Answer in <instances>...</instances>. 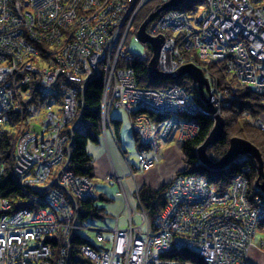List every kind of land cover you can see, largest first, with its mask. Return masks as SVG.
<instances>
[{
	"label": "built area",
	"instance_id": "built-area-1",
	"mask_svg": "<svg viewBox=\"0 0 264 264\" xmlns=\"http://www.w3.org/2000/svg\"><path fill=\"white\" fill-rule=\"evenodd\" d=\"M147 1L0 0V123L15 104L19 84L34 74L41 81L46 112L43 126L25 130L23 120L18 126L12 171L21 185L52 183L38 198L43 202L38 208L11 211L12 203L0 195V264H70L77 234L86 240L82 264H195L168 257L170 247L191 250L205 264H248L264 218V191L250 181L248 173L257 164L248 155L230 162L249 159L225 192L211 189L203 175H173L166 204L153 223L137 190L132 198L125 196L122 179L111 176L124 194V210L115 224L100 227L80 220L79 203L95 198V188L90 177L69 170L68 162L89 77L103 75L102 141L112 129L115 107L128 113L142 145L128 169L153 166L160 159L159 138L176 136L182 146L197 133L196 117L214 119L222 101L217 78L208 69L210 107L182 84L144 87L132 67H119L135 18ZM202 1L194 18L178 7L168 8L147 28L151 36L164 37L158 69L171 73L186 62L199 66L202 60L226 58L238 81L264 91V0ZM36 43L49 45L47 57ZM149 112L166 117L152 122ZM256 124L264 130L263 121ZM1 168L0 161V174Z\"/></svg>",
	"mask_w": 264,
	"mask_h": 264
},
{
	"label": "trees",
	"instance_id": "trees-1",
	"mask_svg": "<svg viewBox=\"0 0 264 264\" xmlns=\"http://www.w3.org/2000/svg\"><path fill=\"white\" fill-rule=\"evenodd\" d=\"M167 0H148L139 10L133 26V33L137 31L140 24L156 9ZM204 4L202 0H186L178 8L187 12L194 18L199 8ZM150 27V25H148ZM42 57L48 56L49 45L36 43ZM189 53V52H188ZM52 58L53 53L49 54ZM151 55V54H150ZM128 55L127 52L121 56L119 67H132L134 69L138 84L144 87L167 88L174 83L182 84L187 91L194 94V98L202 103L198 89L189 76L178 80L152 79L149 75V56ZM211 73L218 79V87L222 93L220 105V115L224 118V130L221 138L207 148V156L212 161L222 158L229 147L230 139L238 136L245 138L255 144L263 158L264 167V130L257 124L256 119L264 111V91H257L247 83L238 81L235 76L228 72L226 62L203 61ZM42 85L38 75L34 74L27 83H20L13 108L6 114L3 122L0 123V161L2 163L0 174V195L6 197L12 203V210L20 207L38 208L43 206L41 199L51 189V183L41 187H31L17 183L12 171V151L16 130L21 121L30 115L29 104L37 101L41 97ZM27 94H29L27 96ZM103 95V75L91 76L87 79L83 94L82 118L73 131V141L69 150L68 169L75 174L93 177L94 159L88 152L89 143H100L102 137L101 126V101ZM150 117L159 120L166 115H155L149 112ZM197 133L182 142V165L177 170V174L203 175L211 189L217 193L225 192L231 186L235 176L241 173L245 166L246 159L240 163H229L221 169H213L199 162L196 148L202 144L214 125V119L209 116L199 115ZM121 120L112 116L113 130L118 136ZM24 129H29L30 124L23 122ZM135 139L139 149L142 145L137 136ZM254 162V160H253ZM256 164V162H255ZM257 167V166H256ZM251 183L258 181V169L248 173ZM169 183L164 182L161 187L155 188L148 184H143L140 189V198L148 214L151 223L157 214L166 204V189ZM104 199L105 196L97 194L93 199H83L79 203L80 220L88 221L91 217H101L105 212L104 207L97 204V199ZM258 234L264 235V218L259 222ZM86 243L80 234L74 236L71 246L70 264H82L86 261L81 246ZM167 256L180 261L190 260L195 264H205L202 258L195 252L185 248L170 247Z\"/></svg>",
	"mask_w": 264,
	"mask_h": 264
},
{
	"label": "rangeland",
	"instance_id": "rangeland-1",
	"mask_svg": "<svg viewBox=\"0 0 264 264\" xmlns=\"http://www.w3.org/2000/svg\"><path fill=\"white\" fill-rule=\"evenodd\" d=\"M24 2H26V0H24ZM151 23H149V25H151ZM147 28H148V26H147ZM123 50L125 52H127L129 56L130 55H138V56L143 57V56L152 54L149 45L146 43H143L142 41H140L137 38V31H136V35H134V33H133L129 36V38L126 41V44L124 45ZM186 63H192L193 64V62H186ZM158 89H162V88H158ZM28 95L29 94H27V96ZM29 108L31 110L30 115H28V117L25 119L24 122L30 124V128L27 130H35L36 127H41L45 124L46 112H45L44 104L41 102V100L39 98L37 101L31 102L29 104ZM120 109L121 108H115L114 107V109L112 110V116L114 115L116 110H119L123 113V114H120V116L118 117L121 120V122H120L121 127H120V133H119L118 138H117V142H119L118 144L124 150V157H126L131 163H135L138 160V153H139L140 149H139V146H138L136 139L133 137L128 113L124 109H123V111ZM155 115H158V114L155 113ZM151 119L153 120L152 122L158 121L154 117H151ZM214 122H215V118H214ZM101 123H102V121H101ZM34 126H36V127H34ZM111 126H112V129L107 131L109 133L111 131L114 132L112 119H111ZM138 141H139V139H138ZM175 143H176V136H173L168 140H164L163 138H159V145H160L159 146V153H161V151L163 150L164 147H167V146L172 147L175 145ZM175 155H176V161L175 162L182 163V154L180 152H178V154H175ZM171 158H173V155H171V157H169V155H167L166 153H164V155H163V152H162L161 159L160 160L158 159V161H156L155 164L149 168V170L148 169L145 170V172L140 175L145 180L144 183L148 184L152 187H155V188L161 187L162 184L164 183L163 174H165L166 171L162 170L159 167L158 163L161 160L170 162ZM107 159L111 163L110 166L115 167L114 166L115 164H113L114 161L112 160V158L109 159L108 154H107ZM94 160H95V164H94L95 167H94V171H93L94 174H93V177L90 179H92V181H93L94 188H95V191L97 192V194H102L103 196H105L104 199L98 198L96 201L99 206L104 207L105 212L103 213V216H101V217H91L88 221H86V223L99 225L100 227L113 226L115 224L116 216L124 210V201H123V195L121 192V188L119 187L117 182H113V178L111 177L112 173H110V172L106 173V170L104 169V165L101 164L102 163L101 159H98V158L95 159V157H94ZM117 164L118 165L123 164L125 171L123 172L121 167H119L120 168V174L122 177H124L125 184L126 185L129 184V178L127 177L128 173L126 170L127 166L125 167V165H124V163H122V161H121V163H117ZM113 167H112V169H113ZM176 170H178V168ZM130 197L132 198L131 195H130ZM124 213L127 214L126 211ZM120 224L125 225L126 223H125V221H122V222H120Z\"/></svg>",
	"mask_w": 264,
	"mask_h": 264
},
{
	"label": "water",
	"instance_id": "water-1",
	"mask_svg": "<svg viewBox=\"0 0 264 264\" xmlns=\"http://www.w3.org/2000/svg\"><path fill=\"white\" fill-rule=\"evenodd\" d=\"M186 0H167L158 9L153 11L139 26L137 30V38L149 45L151 49V58L148 61L149 75L152 79H171L178 80L182 77L189 76L194 83L197 84L199 96L207 106H210V86L208 79L204 75L203 71L192 63L182 64L175 72L165 73L159 71L157 67V60L161 49V44L164 40L163 35L151 36L147 32V26L151 23L156 16L168 9L179 7ZM224 130V118L217 114L215 116V122L210 130L209 134L205 138L204 142L197 148V157L200 163L211 167L213 169H221L226 167L235 157L240 155H248L253 158L257 164L258 169V185L264 191V167L263 158L259 148L250 142L249 140L242 137H232L230 139L229 147L225 155L218 161H212L207 156V148L215 144L222 136Z\"/></svg>",
	"mask_w": 264,
	"mask_h": 264
},
{
	"label": "crops",
	"instance_id": "crops-1",
	"mask_svg": "<svg viewBox=\"0 0 264 264\" xmlns=\"http://www.w3.org/2000/svg\"><path fill=\"white\" fill-rule=\"evenodd\" d=\"M120 114H123V113L119 110H116V112L114 113L113 116L119 117ZM257 119H260L261 121L264 122V111L260 114L259 118H257ZM120 127H121V123H120ZM119 133H120V129H119L118 135H119ZM132 134H133V137L135 138V134L133 133V131H132ZM117 138H118V136L115 134V132L107 135V144L109 146V149L111 150L110 151L111 158L114 161L113 164H115L114 166L116 167L117 171L120 172L119 167H121L122 171L124 172L125 169L123 167V164L122 165L117 164V163H121V161H122V163H124V165L126 167V164L122 159V155H124V150L118 144L119 142H117ZM174 146L164 147L163 150L161 151L160 155H159L160 159L162 157V152H163V155H164V153H166L167 155H169V157H171V155H173V158H171L170 162L161 160L158 163L159 167L162 170L166 171L165 174H163L164 182L169 181V179L172 178L173 173L177 172L176 169L178 168V170H179V168L182 165V163L175 162L176 161V155L175 154H178V152H180L182 154L181 146L179 144H177V142L175 143ZM104 148L105 147L103 145L102 139H101L100 143H97V144L96 143H89L88 147H87L88 152L90 155H92L93 159H94V157H95V159H97V158L101 159V161H102L101 164L104 165V169L106 170V173H109V172L111 173L112 166H110L111 163L107 159L106 151ZM94 164H95V160H94ZM126 170H127V168H126ZM138 182L140 184H142L145 182V180L142 178V176H139ZM123 185L126 188V192L129 195H132L135 187H133V184L131 183V181H129V184L126 185L124 180H123ZM96 195H97V192H96ZM135 220H138V217H136ZM262 239H264V235L257 234V237L255 239V244L253 245V247L251 248V250L248 254V264H264V247H263L262 242H261Z\"/></svg>",
	"mask_w": 264,
	"mask_h": 264
},
{
	"label": "bare ground",
	"instance_id": "bare-ground-1",
	"mask_svg": "<svg viewBox=\"0 0 264 264\" xmlns=\"http://www.w3.org/2000/svg\"><path fill=\"white\" fill-rule=\"evenodd\" d=\"M152 55V54H151ZM151 55L149 56V58H151ZM146 56H148V55H146ZM143 57H145V56H143ZM226 58H219V60L218 61H213V62H219V61H225L226 62V60H225ZM203 61H206V60H202V61H199L198 63H199V66H197V67H199L202 71H203V73H204V75L206 76V78H207V75H206V70L205 69H208L209 70V68L207 67V65L203 62ZM226 66H227V64H226ZM176 69H178V68H176ZM227 70H228V68H227ZM160 71V70H159ZM228 72H230L229 70H228ZM171 73H173V72H171ZM216 77V76H215ZM217 78V77H216ZM217 81H218V79H217ZM174 84H177V83H174ZM173 84V85H174ZM195 85H196V87H197V84L195 83ZM172 86V85H171ZM170 86V87H171ZM197 89H198V87H197ZM191 95L192 96H194V94H192L191 93ZM221 97H223V95H222V93H221ZM196 99V98H195ZM197 100V99H196ZM201 103V102H200ZM202 103H205V101H203L202 100ZM205 105L207 106V103H205ZM220 105H221V102H220ZM207 107H210V106H207ZM220 113V106H219V109H218V114ZM263 130V129H262ZM111 133H113V131H111L110 133L109 132H107V134L109 135V134H111ZM134 133V132H133ZM135 134V133H134ZM136 135V134H135ZM189 138H191V137H189ZM189 138H187V139H189ZM140 143V142H139ZM103 145H104V149H105V151H106V155L108 154V156H109V159H111V154H110V149H109V146H108V144H107V139L106 140H103ZM140 151H141V149L139 150V153H138V157H139V154H140ZM122 159H123V161L126 163V166L127 165H132L131 164V162L126 158V157H124V155H122ZM113 167V166H112ZM114 168V167H113ZM98 169V168H97ZM116 169V168H115ZM145 170L146 169H142V168H139V167H137V168H127V177L129 178V181H131V183L133 184V187H135V189L134 190H137V192L139 193V196H140V189L142 188V186H143V184H145V183H142V184H140L139 182H138V177L142 174V173H144L145 172ZM74 173V172H73ZM112 176H116V177H119V178H121L122 179V181L124 180V177H122L121 176V174H120V172L119 171H117V169H116V171H113V169H112ZM75 174V173H74ZM176 174V172L175 173H173V175H175ZM76 175H79V174H76ZM49 183H51L50 181H48L47 183H46V185L47 184H49ZM45 186V185H44ZM51 187H52V183H51ZM134 191H133V194L131 195V196H133L134 195ZM122 195H123V197H124V194H123V192H122ZM125 196H127V197H130V195L127 193V192H125ZM131 198V197H130ZM141 199V198H140Z\"/></svg>",
	"mask_w": 264,
	"mask_h": 264
}]
</instances>
